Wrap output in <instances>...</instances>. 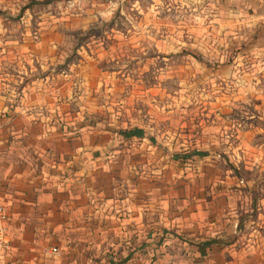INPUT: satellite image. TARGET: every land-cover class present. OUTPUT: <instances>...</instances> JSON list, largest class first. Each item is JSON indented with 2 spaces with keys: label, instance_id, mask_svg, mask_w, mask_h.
I'll return each mask as SVG.
<instances>
[{
  "label": "rangeland",
  "instance_id": "obj_1",
  "mask_svg": "<svg viewBox=\"0 0 264 264\" xmlns=\"http://www.w3.org/2000/svg\"><path fill=\"white\" fill-rule=\"evenodd\" d=\"M239 15L236 0H0V67H47L50 97L96 96L143 127L127 175L188 223H236V255L264 264V56Z\"/></svg>",
  "mask_w": 264,
  "mask_h": 264
},
{
  "label": "crops",
  "instance_id": "obj_2",
  "mask_svg": "<svg viewBox=\"0 0 264 264\" xmlns=\"http://www.w3.org/2000/svg\"><path fill=\"white\" fill-rule=\"evenodd\" d=\"M236 12L253 27L249 52L264 56V0H236ZM46 69L0 67V200L11 243L0 264H244L236 223H188L127 175L150 139L143 127L124 135L133 126L97 113L96 96L50 97ZM72 100V113L61 109Z\"/></svg>",
  "mask_w": 264,
  "mask_h": 264
},
{
  "label": "built area",
  "instance_id": "obj_3",
  "mask_svg": "<svg viewBox=\"0 0 264 264\" xmlns=\"http://www.w3.org/2000/svg\"><path fill=\"white\" fill-rule=\"evenodd\" d=\"M10 234L7 226V214L4 203L0 200V260L8 254L10 250ZM52 252L57 251V247H50Z\"/></svg>",
  "mask_w": 264,
  "mask_h": 264
},
{
  "label": "trees",
  "instance_id": "obj_4",
  "mask_svg": "<svg viewBox=\"0 0 264 264\" xmlns=\"http://www.w3.org/2000/svg\"><path fill=\"white\" fill-rule=\"evenodd\" d=\"M122 132L126 136H131L133 134L139 135V134L142 133V129H140V128L136 127V126H133L131 128H128V129L123 130ZM205 153H206V151H203V150H193V151H188V152L184 153L183 155H178L177 154L176 156L182 157V159H185V158L187 159V158H190L193 154H201V155H203ZM213 240L214 239H210V240L205 241V242L206 243H209V242H211Z\"/></svg>",
  "mask_w": 264,
  "mask_h": 264
}]
</instances>
